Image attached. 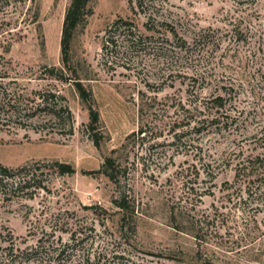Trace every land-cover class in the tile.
I'll list each match as a JSON object with an SVG mask.
<instances>
[{
    "label": "rangeland",
    "instance_id": "obj_1",
    "mask_svg": "<svg viewBox=\"0 0 264 264\" xmlns=\"http://www.w3.org/2000/svg\"><path fill=\"white\" fill-rule=\"evenodd\" d=\"M70 4L0 0V83L72 114L0 118V164L40 167L46 186L0 193V264H264V0H92L70 54L85 99L49 72L64 67ZM218 95L221 113L205 111ZM209 116L222 123L197 132Z\"/></svg>",
    "mask_w": 264,
    "mask_h": 264
},
{
    "label": "trees",
    "instance_id": "obj_2",
    "mask_svg": "<svg viewBox=\"0 0 264 264\" xmlns=\"http://www.w3.org/2000/svg\"><path fill=\"white\" fill-rule=\"evenodd\" d=\"M131 5L134 6V0H130ZM92 0H71V4L67 11V15L65 18L64 23V35H63V42H62V54H63V63L64 67L61 68V75H56V69L49 70V72L54 75L55 77H60V79L69 81L71 85L75 88V90L85 99L88 97V92L84 88L82 78L76 67L74 68L71 60V40L74 37V34L78 31V29L85 24L87 21L88 16L92 13L91 7ZM166 23V22H165ZM128 25V24H126ZM168 28L165 29L166 40L169 44H173V40L176 42V49H180L183 51L189 45V40L187 38L180 35L177 29L172 27L169 23H166ZM149 26V25H148ZM200 39V38H198ZM201 40V39H200ZM67 72V76L63 72V70ZM35 98H28L27 104L22 102V97L19 94H13V91L8 90L3 84L0 83V118L4 119L6 122L12 121L14 119H26V118H35L40 117L38 114L39 112H49L53 114H59L60 112L67 113L68 115L72 116L71 111L69 110L68 106L66 105H58L55 102V106L51 105L52 97H56L55 94L47 95V94H37ZM226 97L224 95H218L213 99H210V103L212 106H205V111H210L212 109L216 110V113H221V111L225 108ZM36 102V105H35ZM205 111H201L203 114ZM203 112V113H202ZM198 117V116H197ZM198 119V118H197ZM210 116L204 119H198L197 126L194 129L197 132H201L204 127H209L211 125H220L221 119L219 116H214L212 120H210ZM0 120V121H4ZM100 116L98 112L92 111L91 112V124L90 127L94 131L96 129V125L99 123ZM4 121V122H5ZM145 129L142 127L138 134H144ZM136 132L130 136H128L127 140L130 141L132 137L136 136ZM96 144L100 145V141L96 138ZM127 146V145H126ZM125 147V146H124ZM123 147V149H125ZM120 150H113L112 154L105 159V163L103 165L104 173L113 181L120 180V168L123 167V154L120 153ZM258 160L264 162V158L261 159L260 157ZM55 170L61 174H73L76 172V169L67 163H55ZM127 169V166H124ZM41 170L40 167L38 168H31L29 166H25L22 168L12 169L0 164V193L6 196H16L18 192H25L29 189L31 191L26 192V195L29 197H33L36 193V189L44 188L46 186L43 184L45 179L42 177L44 172L38 173ZM241 171V170H240ZM35 189V190H32ZM117 207L120 209L123 215H127L132 209H136L135 203L132 205L129 198L124 196L120 200L116 201ZM134 211V210H133Z\"/></svg>",
    "mask_w": 264,
    "mask_h": 264
}]
</instances>
